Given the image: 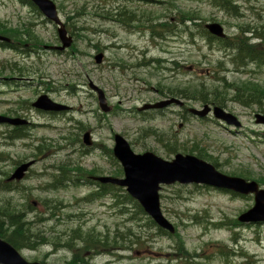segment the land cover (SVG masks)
<instances>
[{"label":"rangeland","instance_id":"obj_1","mask_svg":"<svg viewBox=\"0 0 264 264\" xmlns=\"http://www.w3.org/2000/svg\"><path fill=\"white\" fill-rule=\"evenodd\" d=\"M52 1L75 43L74 51L72 43L58 48L62 43L57 26L37 9L23 0H0V25L23 33L29 27L40 40L18 41L0 33L10 43L18 41L12 49L0 44V114L14 111L31 122L23 138H12L13 127L0 124V176L9 175L21 161L34 160L17 184L21 191H0V199L21 206L34 203L26 210L27 219L33 233L45 238L34 249L22 246L21 255L46 264H67L74 255L78 264H264V223L237 221L254 204L250 194L199 184L163 185L160 206L173 233L158 232L146 214L122 197L119 203L110 195L83 200L95 190L83 177L117 176L121 168L109 153L114 133L123 135L136 153L150 150L170 160L175 153L202 152L218 162L222 173L240 176L231 172L246 168L250 179L264 176V125L254 121V114L263 112L257 105L229 99L226 109L241 122L234 127L222 125L210 113L203 118L191 114L187 108L205 103L169 91L203 81L227 87L228 96H234L235 84L264 85V64L247 59L241 64L236 48L210 42L203 30L205 23L216 21L226 36L244 30L252 37L249 42L258 43L257 34L264 37V0H230L234 11L210 0ZM187 12L198 14L197 23L180 22ZM160 22L167 26L157 25L153 31L151 24ZM98 52L103 56L96 63ZM89 80L104 90L108 112L100 109ZM42 94L70 108L35 109L31 102ZM172 96L184 104L139 110ZM149 128L156 133H146ZM87 130L92 140L88 146L81 141ZM208 157L205 160L213 162ZM78 166L94 171L82 173L75 170ZM65 177L78 184L58 187L59 178ZM88 232L101 242L91 239L96 247L86 250L78 234ZM68 238L75 247L64 245Z\"/></svg>","mask_w":264,"mask_h":264},{"label":"water","instance_id":"obj_2","mask_svg":"<svg viewBox=\"0 0 264 264\" xmlns=\"http://www.w3.org/2000/svg\"><path fill=\"white\" fill-rule=\"evenodd\" d=\"M30 1L39 8L46 18L57 24L58 36L62 43L58 48L62 50L69 47L72 43V37L67 34L55 3L52 0ZM205 28L215 36H225L223 27L219 22H207L205 23ZM0 40L7 41L8 38L0 35ZM102 56V52L96 53L94 56L95 62L99 63ZM88 86L96 93L100 109L108 112L110 106L106 102L104 90L91 80H89ZM171 104L183 105V100L177 97H169L154 103H145L138 109L163 108ZM32 105L44 111H62L69 108L65 104L53 101L46 94L38 96ZM188 110L199 117H203L209 111H212L214 117L224 121L226 124L241 125L236 115L217 105L211 107L208 104H204L201 109L190 107ZM254 118L256 123L264 124V114L256 113ZM0 123L20 125L26 124L28 121L24 118L0 114ZM82 141L85 145L91 144L89 131L84 132ZM112 154L121 164L123 176L102 175L96 176L94 179L103 183L110 182L123 186L126 192L139 203L144 212L158 226L167 229L169 232L174 231V226L165 217L160 206V189L164 184H202L242 195L252 194L253 206L240 213L238 220L245 223L264 221V188L260 187L255 180L222 173L212 163L193 154L175 153L173 158L168 160L149 150L136 153L131 149L129 142L119 133L113 135ZM33 162L34 160H28L18 164L8 179L21 180ZM0 264L45 263L26 260L10 242L0 237Z\"/></svg>","mask_w":264,"mask_h":264},{"label":"trees","instance_id":"obj_3","mask_svg":"<svg viewBox=\"0 0 264 264\" xmlns=\"http://www.w3.org/2000/svg\"><path fill=\"white\" fill-rule=\"evenodd\" d=\"M27 4L31 5L34 9L36 7L29 1L24 0ZM213 3L215 5H219L222 8L228 10L231 9V11L235 10V5L231 3L230 0H213ZM200 19L198 14H191L189 12L181 14L180 15V22L184 23L186 21L191 23H197L196 20ZM157 25H161L162 27H166V22H160V23H152L151 28H156ZM184 28H188V25L185 23ZM204 32L207 34L208 40L211 42L218 41L220 44H222L223 47H232L236 48L238 51L237 59L240 61L241 64H245V59L247 61L255 60L258 64L262 65L264 64V37L260 34H257L256 38L260 39V42L258 43H251L249 42L250 39L244 35V30H242L240 33L237 34V36L230 38L229 36H226L225 38H219L215 37L212 34H210L207 30L203 29ZM246 31V30H245ZM0 33L4 35L11 36L13 39H17L20 41L24 38V41L29 37V39L34 40L36 42H39L40 40L37 38V35L32 34V30L29 27H26V32L23 33L18 28H13L10 26L0 25ZM26 34V36H25ZM4 43L3 46L6 47H13L17 48V43ZM1 43V42H0ZM72 51L76 49L75 43H72ZM230 85V84H229ZM230 88V86H229ZM191 89V90H190ZM170 94L172 95H178L184 98H199L201 102L208 103L211 105H218L220 107H223L226 109V105L230 100H234L236 102H241L244 106H248L251 104L257 105L259 110L264 113V85L258 84L254 81H247L243 85H234V91L235 95L228 96L229 91L227 87H221V86H215L206 85L203 81H201L199 84H194V86H188L187 88H170L169 89ZM191 91V92H190ZM146 117V116H145ZM27 126H15L12 128L11 137L12 138H23L27 135L25 132ZM145 132L150 134H155L156 131L152 128L145 129ZM111 150H109V153ZM1 154V152H0ZM199 157L206 158L208 157L207 154H203L202 152L197 153ZM1 158V157H0ZM213 160V164L217 166L218 162L214 160L213 157H208ZM64 169V168H63ZM65 170V169H64ZM68 171L70 169H67ZM75 170L80 171L82 173H90L94 170H87L81 167H76ZM249 169H242L239 172H231L233 174L240 175L244 178L250 179L248 174ZM117 176H120L122 174L121 168H118L117 171L114 173ZM8 177L7 174H4V177L0 176V191H21V189L18 187V182L16 181H8L6 178ZM256 180L260 184H264V176H260L256 178ZM60 183L59 186H67L70 184L71 178L65 177V178H59L58 180ZM96 185L95 191L87 194L83 200L91 201L94 199L101 198L105 195H110L112 198H114L116 201H118L120 198H124L128 202H132L137 210L143 214V210L140 207V205L137 203L136 200H134L132 197L127 194L125 189L123 187L110 184V183H99L97 181L92 182ZM235 194V193H234ZM34 205V203H32ZM31 203L27 204H17L15 202H12L9 198H1L0 199V237L10 242L15 248L18 250L24 246L28 248L34 249L37 244H39V241H44V236L41 233H37L32 231V221L27 219L26 210L32 209L34 206ZM50 206V205H49ZM51 207V206H50ZM50 207H47L50 209ZM145 214V213H144ZM147 221L151 226H156L157 231L162 233L166 232V230H163L162 228L158 227L155 222L150 219V217L147 216ZM75 231V230H73ZM81 238L80 240L84 243L83 246H85L86 250L90 249L92 245H95L96 243H100L101 240L96 237H94V234L91 232H88L86 234H78ZM94 237V238H92ZM39 238V239H37ZM70 239V238H68ZM93 239L92 241H96L95 244L90 243L89 241ZM106 240H103V243H105ZM116 242V239L114 240ZM64 245L68 248L75 247V244L73 240H67ZM103 245V244H101ZM179 249H181L183 252H185L183 248V242H180L178 244ZM96 247V245H95ZM223 253V252H221ZM187 254V253H186ZM74 255L69 261H67V264H78V261ZM79 261H83L82 259ZM84 262V261H83Z\"/></svg>","mask_w":264,"mask_h":264},{"label":"flooded vegetation","instance_id":"obj_4","mask_svg":"<svg viewBox=\"0 0 264 264\" xmlns=\"http://www.w3.org/2000/svg\"><path fill=\"white\" fill-rule=\"evenodd\" d=\"M210 3L213 4V5H215V4L213 3V0H210ZM216 6H217V7H221V6H219V5H216ZM247 37H248L249 39L252 38V37H249V36H247ZM87 182L90 183V184L92 183V182L89 181V180H88ZM85 183H86V182H85ZM88 183H86V184H88ZM91 185H92V184H91Z\"/></svg>","mask_w":264,"mask_h":264}]
</instances>
